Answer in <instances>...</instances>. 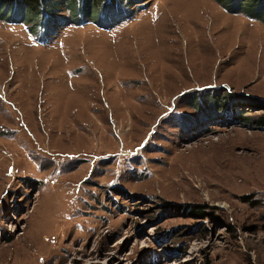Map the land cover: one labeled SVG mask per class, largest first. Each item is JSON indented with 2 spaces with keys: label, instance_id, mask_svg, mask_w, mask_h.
Here are the masks:
<instances>
[{
  "label": "rangeland",
  "instance_id": "rangeland-1",
  "mask_svg": "<svg viewBox=\"0 0 264 264\" xmlns=\"http://www.w3.org/2000/svg\"><path fill=\"white\" fill-rule=\"evenodd\" d=\"M60 1L0 0V264H264V4Z\"/></svg>",
  "mask_w": 264,
  "mask_h": 264
},
{
  "label": "trees",
  "instance_id": "trees-1",
  "mask_svg": "<svg viewBox=\"0 0 264 264\" xmlns=\"http://www.w3.org/2000/svg\"><path fill=\"white\" fill-rule=\"evenodd\" d=\"M21 4L25 5L26 8L30 7V10H33L36 7H40L41 6V2L43 0H19ZM52 1H57V0H52ZM60 1V0H59ZM66 1V3H68V5H71L74 9V13L76 15V13L78 12V10H80V8L86 7L89 11L90 10H94V9H101L104 7H107V0H61L60 2ZM113 3L115 2L114 0H110ZM258 2L264 4V0H257ZM51 9V8H50ZM96 15H99V11L95 12ZM213 117H209L207 116V120L205 122H208L210 119H213L215 117H220L221 119L224 120H231L232 118H234L235 116L237 117V115L232 114V113H216V112H211ZM209 115V114H208ZM264 117V114L262 115ZM191 208V207H190ZM201 208H194V211H196L197 213L201 212Z\"/></svg>",
  "mask_w": 264,
  "mask_h": 264
}]
</instances>
